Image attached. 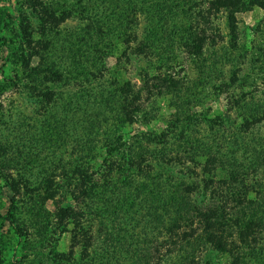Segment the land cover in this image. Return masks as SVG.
<instances>
[{"label":"rangeland","instance_id":"1","mask_svg":"<svg viewBox=\"0 0 264 264\" xmlns=\"http://www.w3.org/2000/svg\"><path fill=\"white\" fill-rule=\"evenodd\" d=\"M28 1L0 0L3 264H56L54 254L61 255L58 264H139L147 246L149 264H181L186 257L190 264H230L209 243L229 232L228 243L241 254L237 264H264V0H250L257 6L236 13L234 23L211 0H42L62 18L42 34ZM200 9L208 38L202 52L188 54L183 38ZM20 25L32 35L28 40ZM27 45L41 57L28 56ZM135 94L133 123L120 122L121 98ZM162 134L167 141L158 140ZM115 137L126 150L113 158L122 172L113 171L111 182L122 189L135 182L145 217L128 218L130 197L127 205H96L125 209L115 227L117 248L101 240L87 247L86 239L74 248L73 226L53 217L59 208L77 209L69 197L36 200L38 206L28 199L37 190L63 192L60 165L102 170L105 143ZM6 177L23 186L16 209L30 224L21 237L5 220L14 197ZM159 195L209 214V222L189 213L170 234ZM140 213L136 208L129 216ZM246 224L255 235L243 244L237 226Z\"/></svg>","mask_w":264,"mask_h":264},{"label":"trees","instance_id":"2","mask_svg":"<svg viewBox=\"0 0 264 264\" xmlns=\"http://www.w3.org/2000/svg\"><path fill=\"white\" fill-rule=\"evenodd\" d=\"M211 7L214 8L215 12H219L220 10L225 11L229 19L234 23V15L241 11H247L253 6H257L256 3L253 1H246L243 0L241 3H236L231 0H211L208 3ZM27 5L30 7V9L33 10V12L36 14L37 20L39 22V31L40 34L43 33V31H49L52 29H55L57 26H59L60 22H62V18L58 17L56 13L49 8H47L45 3L42 0H29L27 2ZM262 6V4H259ZM204 10L200 9L191 19L190 17V24L188 27H186V37L183 38V48L185 51L189 54L197 55L200 52H202L203 44L205 43L206 39L208 38V35L206 33V30L204 28H201V25H207L208 20L203 15ZM192 16V15H191ZM28 28V27H27ZM19 29L22 32H25V28H23L21 25ZM27 39L31 37L32 35L28 32H25ZM27 47L31 50H29L28 56L33 57H41V55L38 53V51H35L34 48H30L28 45ZM24 54V52H23ZM27 68H30V66L27 64ZM36 71H39L40 68H35ZM127 89L124 91H121V94H126L130 91V86L127 85ZM139 100V95L135 94L132 96L131 99H126L124 97L121 98V106H120V122L123 123H133V116L138 112V108L136 106V102ZM112 138L109 140V142L105 143L104 149H105V158L102 160L101 166H104L103 169H96L93 170L92 167H89V165L84 166L82 164L74 163L70 165H60L61 170V177H62V183L63 189L61 193L58 191H53L52 193L49 191V189H43L44 192L41 194H38L40 190H37V196L36 198H33L31 200L28 199V205H34L38 206V203L36 200H39L43 203L51 200L53 201L57 195H67L69 199L74 203L75 206H77V209H73L71 207H63L59 208L58 212H56L53 217L56 219L57 225H66L71 224L73 226V237L72 240L74 241L73 247L75 248L76 245L82 244L84 239L87 240V247H93L98 246L97 243L99 240L102 241V243H105V248L109 245V247L114 250L117 245V242L120 237V235L115 239L114 233L117 232L115 229L117 223H120L122 220L124 221V216L126 215L125 209L122 205V209H115L113 211H110L108 209H97L96 205H104V204H112V202L124 203L127 205V198L130 197L133 204L131 206H128V218L135 219L140 218L142 219L145 217L143 211V206L141 203H139V200L141 199L140 194L136 192L135 189L131 188V185L135 182L131 181L130 187L126 189H122L121 187L115 186L111 181L112 178L110 176L111 173L116 172L120 173L122 172V168L115 164L117 161H115L113 158L117 153H122L125 149V143H118L121 139V137ZM159 141H167V134H162L159 137H157ZM117 140V141H116ZM114 144H116L114 146ZM0 147H4V145L0 144ZM2 150V149H0ZM130 155V154H129ZM1 158V157H0ZM3 158L0 161V173L5 177L4 169L1 168L2 164H7L6 162H3ZM127 166H131V162H126ZM138 172L141 171L142 166L137 162L133 163ZM100 166V167H101ZM113 167V169H112ZM106 172V173H104ZM52 178V175L48 176L47 185L49 183H52L50 180ZM5 180H11L10 190L14 197H12L9 200V209L6 213L5 220L9 224L10 227H12L13 231L19 236H24L28 230H29V224L30 221L27 223L26 220L20 219L18 217V211H17V205L15 196H20V188H22L19 184H15L13 180L9 177H6ZM25 182V181H23ZM28 182V181H27ZM26 183V182H25ZM128 184V183H127ZM26 186H30L29 183H27ZM24 186V187H26ZM97 191L101 194V201L98 203L97 201ZM149 196L147 193L145 197ZM160 198H158V202L162 203V210L164 212V215L169 217L170 224L167 226V231L170 234H174V229L181 223V221L184 220L185 215L192 213L190 216L191 219L194 218L193 213L197 214L199 217L206 218L207 222H209L210 215L205 214L203 215L201 212H199L197 209L192 207L190 204H187L180 201H175L173 199L172 201H167L168 198H164L163 195H159ZM151 204V208L154 210V212H157L160 210L157 205L153 206ZM83 206V207H82ZM80 207L84 208L81 210H78ZM139 208L141 210V213L137 217H130L131 211L133 209ZM41 209V207H40ZM45 214L46 211L41 209ZM48 215V214H47ZM20 216V215H19ZM90 216L87 220L88 228H84V222L86 221L87 217ZM147 216V215H146ZM255 217H258L257 215H253ZM252 216V217H253ZM190 220V218L187 219V221ZM235 226V225H234ZM211 228V227H210ZM237 233L238 236L243 244L247 243V238H249L250 235H255L251 231L253 229L252 224H246L245 226H237ZM216 237L209 239L210 245L214 247L218 252L226 253L230 256V258L233 259L232 263L230 264H237L238 257L240 255L238 254V249L235 247V245L232 242L228 243L229 238L232 237V233H228L225 237L224 233L221 234H215ZM123 237V236H122ZM107 242V243H106ZM147 242H143V244L146 245ZM142 244V245H143ZM129 245V244H128ZM127 245L125 248V253H128V251L131 250V248ZM142 245L139 246V250H142L144 247ZM230 246V247H229ZM72 247V248H73ZM148 250V251H147ZM155 250V249H154ZM73 252V250H71ZM144 254L141 257L143 261L139 264H149L147 261L148 257H150V252L148 249V246L143 251ZM155 252H157L155 250ZM170 253V252H169ZM61 255L54 254L53 259L50 260L51 262L56 261V264L59 263ZM145 257V258H144ZM147 258V259H146ZM0 264H3L2 255L0 252ZM181 264H190L189 259L186 257L181 260Z\"/></svg>","mask_w":264,"mask_h":264}]
</instances>
